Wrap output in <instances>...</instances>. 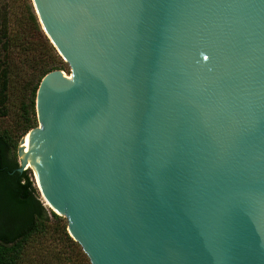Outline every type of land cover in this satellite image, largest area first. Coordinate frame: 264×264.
<instances>
[{"label":"water","instance_id":"1","mask_svg":"<svg viewBox=\"0 0 264 264\" xmlns=\"http://www.w3.org/2000/svg\"><path fill=\"white\" fill-rule=\"evenodd\" d=\"M29 2L18 154L81 263L264 264V0Z\"/></svg>","mask_w":264,"mask_h":264},{"label":"trees","instance_id":"2","mask_svg":"<svg viewBox=\"0 0 264 264\" xmlns=\"http://www.w3.org/2000/svg\"><path fill=\"white\" fill-rule=\"evenodd\" d=\"M52 70L30 2L0 0V117L17 102L21 137L36 126V90ZM14 141L0 131V264H82L65 218L41 201L31 168L19 169Z\"/></svg>","mask_w":264,"mask_h":264},{"label":"rangeland","instance_id":"3","mask_svg":"<svg viewBox=\"0 0 264 264\" xmlns=\"http://www.w3.org/2000/svg\"><path fill=\"white\" fill-rule=\"evenodd\" d=\"M23 1H25L26 3L27 2H29V0L27 1V0H15V3L16 4H20L21 5V2H23ZM21 8V7H20ZM20 8L19 9H17V12H19V10H20ZM18 103L17 102H13L12 103V105H11V111H10V113H9V115L8 116H6V117H0V131H2V130H5V129H7V130H9V132H11V134H12V137H13V140H15L14 142H15V144H14V146H13V154H15L16 156H17V160H18V162H19V164H20V156H19V154H18V147H19V145H20V139L23 137H21V129H20V127H19V123H18ZM36 120H37V118H36ZM37 123H36V126L38 125V121H36ZM35 126V127H36ZM32 129V128H31ZM28 133V132H27ZM26 133V134H27ZM30 168V167H29ZM30 175H31V179H32V181H33V183H34V185H35V187H36V189H37V193H38V196L40 197V199H41V201H43V203L49 208V209H51L50 207V205L47 203V201H46V199L42 196V194H41V191H40V189H39V187H38V185H37V181H36V178H35V176H34V174H33V172L32 171H30ZM52 210V209H51ZM56 213V212H55ZM59 215V214H58ZM60 216H62V217H64L63 215H60ZM65 218V217H64ZM65 220H66V218H65ZM66 222H67V220H66Z\"/></svg>","mask_w":264,"mask_h":264},{"label":"bare ground","instance_id":"4","mask_svg":"<svg viewBox=\"0 0 264 264\" xmlns=\"http://www.w3.org/2000/svg\"><path fill=\"white\" fill-rule=\"evenodd\" d=\"M29 132H30V131H29ZM29 132H28L26 135L23 136V139H24V140H25V138L27 137V135L29 134ZM20 158L23 159V161L25 162L26 167L29 168L30 165H29V163H28V161H27V159H26V157H25V155H24L22 149H21V152H20ZM47 203H48V202H47ZM48 204H49V203H48ZM49 205H50V204H49ZM50 206H51V205H50Z\"/></svg>","mask_w":264,"mask_h":264}]
</instances>
